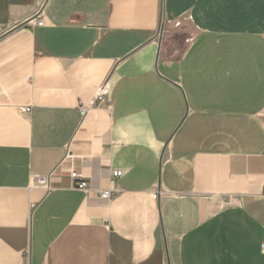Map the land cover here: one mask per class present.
Returning a JSON list of instances; mask_svg holds the SVG:
<instances>
[{
	"label": "crops",
	"instance_id": "crops-1",
	"mask_svg": "<svg viewBox=\"0 0 264 264\" xmlns=\"http://www.w3.org/2000/svg\"><path fill=\"white\" fill-rule=\"evenodd\" d=\"M263 243L264 0H0V264H264Z\"/></svg>",
	"mask_w": 264,
	"mask_h": 264
},
{
	"label": "built area",
	"instance_id": "built-area-1",
	"mask_svg": "<svg viewBox=\"0 0 264 264\" xmlns=\"http://www.w3.org/2000/svg\"><path fill=\"white\" fill-rule=\"evenodd\" d=\"M40 14H41V12L39 10L36 17L31 18L27 21V25L29 26V28L33 29L36 27H43L44 26V20H43V18L40 17ZM109 91H110L109 79H107L98 88V90L95 94V98L91 102L80 103L78 105V112H79V115L81 118V125H83L85 123V121L87 120V118L89 117V115L96 110H105L107 112L111 111L112 107H111V104L109 102ZM29 111H30L29 107H23V108L19 109V112L21 114L29 113ZM68 158H71V156L69 154L66 155L65 160ZM60 165L61 164H59L55 168V170L52 172V174H54V172L59 168ZM50 176H49V178H50ZM120 177H121V171H118V170L112 171V173H111L112 179H118ZM49 178L36 177L33 179V185L39 186L42 188H48L47 183H48ZM69 179H70L69 189L80 191V192H83L85 194H88L89 192L92 191V188H91L90 184L88 183V181H86L83 178V176L80 173L76 172L75 170H70ZM96 193L100 199L106 200V201L112 200L117 194V192L114 190L96 191ZM150 197L154 200L157 199L158 193L156 192V189L151 191ZM262 252H264V243L262 244ZM28 255H29V252L27 251L25 258H28Z\"/></svg>",
	"mask_w": 264,
	"mask_h": 264
},
{
	"label": "water",
	"instance_id": "water-1",
	"mask_svg": "<svg viewBox=\"0 0 264 264\" xmlns=\"http://www.w3.org/2000/svg\"><path fill=\"white\" fill-rule=\"evenodd\" d=\"M161 34V33H160ZM159 37H160V35H159ZM160 43H161V39L159 40V45H160Z\"/></svg>",
	"mask_w": 264,
	"mask_h": 264
}]
</instances>
